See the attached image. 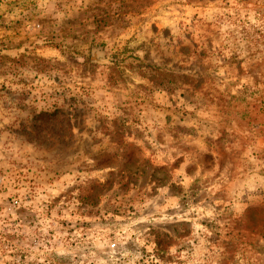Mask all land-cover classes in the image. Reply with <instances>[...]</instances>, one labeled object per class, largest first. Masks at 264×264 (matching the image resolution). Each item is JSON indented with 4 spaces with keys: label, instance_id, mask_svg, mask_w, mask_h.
<instances>
[{
    "label": "rangeland",
    "instance_id": "obj_1",
    "mask_svg": "<svg viewBox=\"0 0 264 264\" xmlns=\"http://www.w3.org/2000/svg\"><path fill=\"white\" fill-rule=\"evenodd\" d=\"M0 264H264V0H0Z\"/></svg>",
    "mask_w": 264,
    "mask_h": 264
},
{
    "label": "trees",
    "instance_id": "obj_2",
    "mask_svg": "<svg viewBox=\"0 0 264 264\" xmlns=\"http://www.w3.org/2000/svg\"><path fill=\"white\" fill-rule=\"evenodd\" d=\"M51 114H53V113H51ZM51 114H48V113L44 112V113H40V116H47V115H51Z\"/></svg>",
    "mask_w": 264,
    "mask_h": 264
}]
</instances>
